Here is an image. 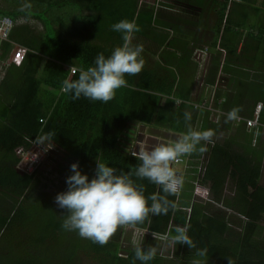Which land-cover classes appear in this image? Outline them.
Returning a JSON list of instances; mask_svg holds the SVG:
<instances>
[{"label":"trees","instance_id":"obj_1","mask_svg":"<svg viewBox=\"0 0 264 264\" xmlns=\"http://www.w3.org/2000/svg\"><path fill=\"white\" fill-rule=\"evenodd\" d=\"M178 1L191 6L190 0ZM220 7L228 8V13L231 10L229 0H220ZM0 16L13 23L8 38L0 40V209L5 210L0 214V249L6 250L0 255L1 264H141L134 258L135 246L121 245L123 227L105 245L81 238L77 231L68 233L62 227L66 210L57 206L55 197L67 190L72 163L89 179L95 175L97 162L116 169L117 174L134 173L140 161L126 151L122 140L135 122L185 134L194 128L198 116L202 119L197 131L210 129L217 134L223 129V120H210L207 109L199 112L193 106L191 120H185L191 89L181 85L191 72L189 52L181 51L178 63L172 60L176 52L169 56L159 51L160 61L175 65L158 61L145 65L138 75H126L127 86L107 103L83 96L73 99L71 93L62 91L63 81L78 79L79 69L94 66L97 54L107 57L122 45L123 33L112 30L114 23L127 19L139 26L136 33L153 32L157 23L153 7L145 0H0ZM30 19L38 20L41 27L31 25ZM220 24L229 28L227 20ZM261 38L258 42L264 45ZM19 45L26 48L21 64L8 63L11 49ZM144 48L153 52L151 46ZM219 84L220 78L215 82ZM260 100L259 121L264 123V98ZM247 132L253 146L238 149L231 135L223 141L216 138L209 147L200 183L208 187L210 200L193 195L192 183L185 181L182 192L167 197L175 203L174 209L169 208L166 215L150 214L136 224L169 236L176 235L177 226L190 225L187 235L195 247L173 243L172 256L157 251L148 264H228L227 257L233 264H264V186L258 182L261 155H253L257 139L253 142V132ZM46 135L66 154V161L40 166L31 173L19 169L15 148H27L32 140L39 142ZM130 178L137 186L143 185L146 198L163 195L159 185L134 174ZM37 206L48 208L49 218L34 227L29 246L22 247V257L16 256L15 239L14 258L8 256L12 246L2 239L10 232L17 211ZM140 245L145 250L160 248L159 243L146 240ZM203 249L207 256L198 255Z\"/></svg>","mask_w":264,"mask_h":264},{"label":"clouds","instance_id":"obj_2","mask_svg":"<svg viewBox=\"0 0 264 264\" xmlns=\"http://www.w3.org/2000/svg\"><path fill=\"white\" fill-rule=\"evenodd\" d=\"M111 28L115 32L123 33L122 45L115 47L107 57L103 53L97 54L94 66L79 69L78 79L63 81L62 91L71 93L73 99L83 96L91 101L107 103L114 99L118 89L127 86L126 75L135 76L143 70L145 66V60L141 55L143 46L133 45V34L140 31L139 26L135 21L122 19L114 23ZM19 48L24 49V54L20 63L17 64L11 58L13 54L15 56ZM15 49L10 51L6 61L20 65L26 48L19 45ZM2 77L0 75V79ZM237 111L238 109H232L227 118L236 119ZM184 116L186 121L191 120L190 113L185 112ZM213 135L210 129L197 131L189 128L172 144L159 143L152 147L142 144L138 152L132 153L140 161L134 173L117 174L116 169L97 162L95 175L89 179L86 174L81 173L77 163H72L71 175L66 178L67 190L58 193L55 197L57 206L66 210L62 227L67 231H77L81 238L105 245L118 228L142 224L150 214L152 216L166 215L169 208L176 207L175 203L167 197L178 193L183 184L182 177L178 176L172 167L173 163L178 162L185 155L207 151L206 146L201 145V142L210 143ZM38 141L42 144L48 141L50 146L47 148L53 146L50 135L39 137ZM37 144L32 140L27 148L32 150L39 147ZM198 145L201 146L197 148ZM18 147L15 148V152ZM18 157L20 161L21 157L19 155ZM133 174L140 179H147L159 185L163 195L152 194L146 198L143 185L137 186L130 178ZM149 200L152 202L151 205L148 203ZM189 227L190 225L177 226L172 242L186 244L189 248L195 247L187 235ZM136 228L143 227H134L133 235ZM156 252L155 246H149L147 250L141 246H135L134 258L141 261V264H148L155 258ZM198 255L207 256V249L198 251ZM227 259L228 264H233L230 258L227 257Z\"/></svg>","mask_w":264,"mask_h":264},{"label":"crops","instance_id":"obj_3","mask_svg":"<svg viewBox=\"0 0 264 264\" xmlns=\"http://www.w3.org/2000/svg\"><path fill=\"white\" fill-rule=\"evenodd\" d=\"M145 1L153 7L154 15L157 17L153 32L133 34V42L137 40L138 44L143 46L142 57L149 60L145 65H152L158 61L165 66L175 65L164 60L160 61L159 51L169 56L176 52L173 53L172 60L178 63L181 61L180 52L184 50L189 52L187 64L191 72L187 73L181 85L183 89L188 87L191 89L186 110L191 114L194 104L203 102V107L197 108L199 112L207 109L210 120L219 123L223 120L221 124L223 129L220 128L217 134L221 132V135H224L222 138H217L218 141L235 135L233 143L236 148L253 146L248 142L251 137L247 132L249 128L237 118L252 117L256 105L262 104L260 99L264 98V45L258 42L260 37L264 40L262 33L264 0H229L231 7L229 13L228 8L223 10L220 7V0H190L189 7L178 0ZM244 7L247 9L244 10ZM221 20L222 22L227 20L229 28L221 26ZM144 46H151L153 52L147 51ZM218 78L220 84L215 85ZM177 102H180L179 99ZM232 109H238L237 118L229 120L228 113ZM201 119L202 117L197 116L194 130L201 127ZM138 124L150 125L135 122L136 126ZM131 131H126L123 136L124 144ZM256 137L257 144L252 153L254 156L261 155V173L258 182L264 186V130L259 129ZM215 139L216 137L211 138L214 141ZM198 154L192 153V155ZM221 208L225 207L221 205ZM134 227L141 226H123L121 237L127 241L129 247L136 242L138 243L135 246H141L142 240H146L149 244L159 243L161 246L160 241L149 236L141 241L134 240L132 232ZM172 237L168 235L171 240ZM155 247L159 252L161 247L157 245Z\"/></svg>","mask_w":264,"mask_h":264},{"label":"rangeland","instance_id":"obj_4","mask_svg":"<svg viewBox=\"0 0 264 264\" xmlns=\"http://www.w3.org/2000/svg\"><path fill=\"white\" fill-rule=\"evenodd\" d=\"M11 20L8 22V24H11ZM31 25H34L35 27H41V24L36 19H30L28 21ZM3 32V31H2ZM14 49V48H13ZM12 49V50H13ZM11 50V52H12ZM16 49L14 50V52ZM1 64V62H0ZM215 120V119H213ZM133 131L129 132L128 139H125V148L127 152H131L132 150L139 151L140 145H147L148 147H152L159 143L164 144H170L172 141H176L181 134H177L171 131H167L165 129L156 127L154 125H133L132 126ZM135 130V131H134ZM133 132V133H132ZM174 133V134H173ZM224 134L221 135V132L218 134H214L212 137L216 138H222ZM38 146L40 147V154L42 157L41 167H48L53 166L55 163H64L66 161V154L62 152V150L56 148L55 146H52L50 148H47L50 146L49 143H39L37 142ZM41 146L45 148V150L42 152ZM4 202V201H3ZM1 203V200H0ZM3 204V203H2ZM7 207L6 205H4ZM5 210L0 209V214H3ZM49 210L48 208H44L43 206H37V207H29V208H21L17 211V215L14 217V220L11 223L10 232H6V236L3 237L2 241L10 243L11 247V253L8 256H11L14 258V239L16 243H18V246L16 247V256L22 257L23 251L22 247L24 245H27L29 243V237H33L32 230L34 227H38L40 222L42 220H45V218H49ZM24 226H27L25 228H22ZM68 233H72V231H68ZM127 236H129L127 234ZM121 245L124 248H129V245L127 244V241H124V238L121 239ZM136 243H132V246H135ZM161 248L159 252L163 254V256L170 257L173 255L171 253L173 242L170 238L167 240H164L161 242ZM29 244L27 245V247ZM134 248V247H132ZM6 250L2 251L0 249V255L4 256ZM7 255V254H6ZM1 264V262H0ZM87 264V262H85Z\"/></svg>","mask_w":264,"mask_h":264},{"label":"built area","instance_id":"obj_5","mask_svg":"<svg viewBox=\"0 0 264 264\" xmlns=\"http://www.w3.org/2000/svg\"><path fill=\"white\" fill-rule=\"evenodd\" d=\"M10 20L11 19H9L6 16H0V39H6L8 37L10 29L13 25L12 22L11 24H8ZM23 54H24V49L19 48L15 56L13 54L11 60L13 62L15 60V62L19 64L23 57ZM203 105H204L203 102L195 103L194 107L202 108ZM260 109H261V104L258 103L255 107L254 115L252 117H249V118L238 117L237 118L238 121L240 120L243 121L246 124V126L253 132V142H255L256 134L259 131V129L264 130V123H261L259 121ZM213 141L214 140H211L210 143L203 142V146H206L207 151L203 153L200 152L198 155H192V154L185 155L181 157L178 162L173 163L172 165V167L176 170L177 175L182 177L183 184L185 181H190L192 183L193 193H194L193 195L203 198L204 200H210L209 189L208 187L200 183V181L204 175L206 162H207L208 154H209V147L213 144ZM174 142L175 141H172L170 142V144ZM41 149H42V152L45 150V148H43L42 146H41ZM16 152L21 157L19 161V168L21 170L31 173L38 166L41 165L43 155L41 156L40 154V147L34 148L32 150H29L28 148L25 149L24 147H18L16 149ZM133 152H138V151L132 150L130 153H133ZM185 174H188L189 177H186ZM183 184L178 192L182 190ZM147 235L149 237L156 238L161 241H164L168 238V234L166 233H158V232L150 231L147 228H136L134 231L133 237L136 241H140L142 240L144 236H147Z\"/></svg>","mask_w":264,"mask_h":264}]
</instances>
